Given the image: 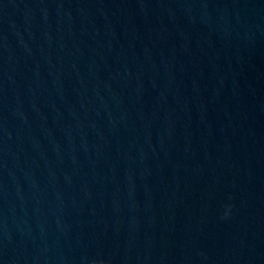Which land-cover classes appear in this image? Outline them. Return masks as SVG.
Listing matches in <instances>:
<instances>
[{
    "label": "water",
    "instance_id": "1",
    "mask_svg": "<svg viewBox=\"0 0 264 264\" xmlns=\"http://www.w3.org/2000/svg\"><path fill=\"white\" fill-rule=\"evenodd\" d=\"M0 264H264V0H0Z\"/></svg>",
    "mask_w": 264,
    "mask_h": 264
}]
</instances>
